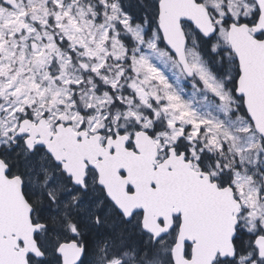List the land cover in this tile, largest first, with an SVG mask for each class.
I'll return each instance as SVG.
<instances>
[{
    "label": "snow or ice",
    "instance_id": "obj_1",
    "mask_svg": "<svg viewBox=\"0 0 264 264\" xmlns=\"http://www.w3.org/2000/svg\"><path fill=\"white\" fill-rule=\"evenodd\" d=\"M0 264H264V0H0Z\"/></svg>",
    "mask_w": 264,
    "mask_h": 264
}]
</instances>
